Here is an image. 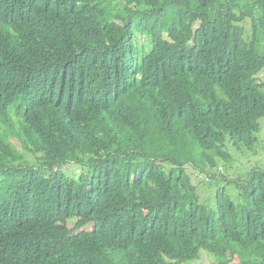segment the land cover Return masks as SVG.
<instances>
[{
	"label": "trees",
	"instance_id": "trees-1",
	"mask_svg": "<svg viewBox=\"0 0 264 264\" xmlns=\"http://www.w3.org/2000/svg\"><path fill=\"white\" fill-rule=\"evenodd\" d=\"M261 42L264 0H0V264H264Z\"/></svg>",
	"mask_w": 264,
	"mask_h": 264
},
{
	"label": "rangeland",
	"instance_id": "rangeland-1",
	"mask_svg": "<svg viewBox=\"0 0 264 264\" xmlns=\"http://www.w3.org/2000/svg\"><path fill=\"white\" fill-rule=\"evenodd\" d=\"M244 27V38L245 35L251 36V26L249 19H247ZM142 42V41H140ZM257 51L261 54L264 53V43L261 42L257 46ZM261 82H264V68L257 74L256 76ZM13 121H16V117H12ZM255 143L251 149H247L243 145L239 146V148L234 147L230 142L226 143L225 149L229 152L232 156L231 162L226 164L227 171H224V175L229 177V180H233L236 178H247L251 171L253 170H263L264 169V118L259 120V130L255 134ZM65 174L68 176L76 175L77 166L75 165H67L62 168ZM188 171H191L187 169ZM192 179L194 181L193 184L198 183L197 185V195L201 202L209 206H213V199L212 195L216 188L221 187L222 185L211 181V183H205L209 181V178L205 180V182L201 181V177H199L196 172L192 173ZM196 185V184H195ZM228 193L235 198L236 192H232L234 189L229 188L227 189ZM231 192V193H230ZM234 193V194H233ZM90 229L89 226H86L84 230ZM212 258L208 257L206 254L202 255L201 259L194 264H210L212 262Z\"/></svg>",
	"mask_w": 264,
	"mask_h": 264
}]
</instances>
